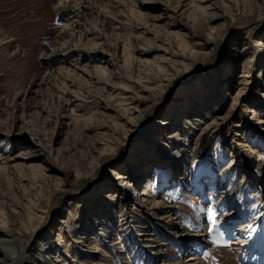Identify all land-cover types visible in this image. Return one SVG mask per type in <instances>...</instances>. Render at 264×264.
Wrapping results in <instances>:
<instances>
[{"label": "rangeland", "instance_id": "obj_1", "mask_svg": "<svg viewBox=\"0 0 264 264\" xmlns=\"http://www.w3.org/2000/svg\"><path fill=\"white\" fill-rule=\"evenodd\" d=\"M214 1L227 9L230 6L233 13L255 15L259 10L260 18L224 28L212 44L208 60L187 54L177 58L175 67L183 74L174 85L173 78L165 79L159 94L145 101L157 104L145 115L143 126L149 128L162 105L199 76L205 78L206 86L218 84V105L214 107L219 116L226 114L233 99L235 111L229 114L235 115L239 126L229 130L227 123L217 130L202 131L195 149H186L183 172L177 179L170 178L161 158L149 153L148 158H156L149 172H158L151 176L147 194L157 201L161 224L140 215L129 203L124 235L102 233L93 224L99 238H91L81 248L78 254L83 258L77 254L75 264H96L95 257L102 264H189V253L204 264H225L226 246L234 248L232 253L237 249V264H261L256 261L261 257L259 248L264 247V97L260 99L256 86L260 83L259 90L264 92V70L259 73L261 46L252 43L258 37L264 39V5H257L261 0ZM198 2L0 0V210L5 212L0 236L22 228L25 233L18 236L16 247L29 245L46 232L58 206L65 211L62 217L67 218L68 232L81 227L84 220L80 215L86 214L91 196L84 201L81 197L70 199L65 208L61 202L66 198L56 192L34 209L35 215L26 217L24 209L30 200L47 196L56 177L63 179L61 169L73 159L71 154L80 139H89L101 123L113 127L106 120L109 112L104 106L116 107V91L152 72L163 54L159 48L179 41L174 33L183 32V28L170 23L176 19L198 28L209 24ZM238 34L245 43L236 44L240 56L233 57L228 74L242 73L245 62L252 76L246 77L245 90L234 94V86L222 85L226 69L219 56ZM246 36L249 43L253 40L249 46ZM259 100L256 113L243 106L244 102L257 105ZM124 123L115 132L119 138L112 142L116 145L112 162L123 158L118 150L128 153L141 136L128 141L133 126ZM107 132L114 136L112 130ZM108 164L75 180L70 184L72 190L82 194L92 188L107 176ZM108 206L111 211L116 204ZM112 217L111 221L119 218L116 214ZM140 229L153 233L139 235ZM131 236L136 240L134 246L128 240ZM127 247L130 250L126 251ZM72 256L64 262L59 255L55 263L68 264ZM19 264L30 261L22 256Z\"/></svg>", "mask_w": 264, "mask_h": 264}, {"label": "bare ground", "instance_id": "obj_2", "mask_svg": "<svg viewBox=\"0 0 264 264\" xmlns=\"http://www.w3.org/2000/svg\"><path fill=\"white\" fill-rule=\"evenodd\" d=\"M198 1L197 7L206 15L209 24L205 28H198L192 23L188 24L174 19L170 25H180L183 28V32L175 30L174 33V37L179 41L174 44L170 42L167 47L159 48L162 49L163 54L158 61L156 60L157 64L155 67L151 68L152 72H149L145 77H137L132 80L131 85L126 84L116 91L119 100L116 107L109 104L104 106L106 108L105 110L109 112V117L106 120L110 121L113 127L111 128V125L101 123L98 127L96 126L97 128L90 134L89 139L85 140L86 138L84 139V137L80 139L71 154L73 159L61 169L63 179L56 177V180L54 179L53 182L54 184L48 189L47 196L38 199V201L37 199L30 200L24 209L26 217L35 215L34 209L39 207L41 205L40 203L46 204L47 202L43 200L47 199V197L49 198L56 192H62V195L66 198V202L65 200L61 202L65 208L69 207L70 199H79L81 197L84 201L86 198L92 197L91 200L88 201V206L85 205V218L83 213L80 215L84 220L81 227L77 226L73 233L68 232V229L65 228L67 218L62 217L65 211L58 206L56 209L57 216L46 226L48 227L46 228V232L43 231V234H38L29 245L20 244L16 247L18 236H22L25 233L22 228H19L17 233H6L0 236V264H19L22 256L25 257V259L27 258L30 264H56L55 261L59 255H61L64 262L68 260V256L71 257V255H73L68 264H75V261L83 258L78 254L80 250H83L81 248L87 246L91 238H94L95 241L98 240V232L95 227L102 233H115L119 237L124 235V229L127 223L125 219L127 217V211H129L126 205L129 203H132V209L140 212V215L161 224L158 219L159 211L156 205L157 201L152 194H147V186L151 182V176L158 172H149L150 170L148 169L153 160L156 159L154 157L161 158V161L164 162L163 167L169 171L171 179H177L183 172V161L187 157V152H185L186 149L188 150L189 147L195 149L196 143L200 141V133L202 131L208 128L217 130L220 126L227 123L229 130H235V128L239 126L237 120H235V115L229 114L231 110L235 111V109H233L234 105L233 108L231 105L233 99L226 114L219 116L214 107L218 105L217 98L219 95L217 92L219 86L213 82L208 83L206 86L205 82L207 81L200 76L197 77L196 80L194 79L184 84L183 87L178 89L174 94V97L172 96L173 98H171V100H167L162 105L149 128L144 129L145 126H143L145 115L150 113L157 104V102L146 104L145 101L151 99L152 94H159L160 90L165 86V79L173 78L171 84L174 85L182 76L183 73L178 71V66L175 67V65L178 64L176 61L177 58L187 54L191 56L199 55L208 60L212 56L209 53L211 46L219 35H221V31H223L224 28L234 23L245 24L257 22L260 18L261 11L259 10L255 15L251 13L246 15L239 11L233 13L229 10L230 6L227 9L223 4H219L214 0ZM260 4L264 5V0L257 3L258 6H260ZM206 9H209V11H206ZM170 32H173V30H170L169 33ZM246 38V43H248L249 46L253 40H250L249 43V38L247 36ZM243 40L244 38L242 35H236L235 38L231 40L232 43L225 46L219 56L221 62L225 61V63H223V69H226L222 75V85L225 86L224 88L234 86V94H239L244 91L249 82L246 77L252 76L251 73L249 74L246 71L249 66L244 64L245 62L242 63V73H237V75L231 77L228 74L232 67L231 60H233V57L240 56V53L236 49V44L240 41L245 43ZM254 42L255 43L252 44L256 45V47L261 46L260 49L262 50L259 56L263 61V66L259 69L260 73L261 70H264V39L261 40L260 37H258ZM253 55L254 54H252V56ZM184 75V77H186V73ZM256 87L257 93L260 94V99L263 100L261 97H264V92L259 90L260 83H257ZM232 97L233 96H231V98ZM259 105L261 106L260 100L257 105L255 103L250 105L246 102L243 104L246 110L249 109L253 113H256L257 106ZM123 123L125 125L129 124V128L133 126L128 141L134 139L140 133L141 136L128 153L125 151L119 153L117 149L119 156L121 155L123 158H119V162L116 163L115 161H111L114 157V155H112L113 150L116 148V145H112V142H118L117 140L119 137H115V132H119L118 129ZM129 128L126 129L129 130ZM108 130H112V134H114L113 137L107 134ZM234 133V135H238L237 132ZM149 153H153L154 157L148 158V156H150ZM6 159L4 158V161ZM107 163H109L107 176L100 178L92 188L90 187L83 191L82 194L72 190L70 184L75 180L80 181L81 177L85 176L87 172L92 171L95 173V167L100 168ZM181 180H177L178 183L183 182ZM112 203H114V205L116 204V207L112 208L111 206L110 211L108 205ZM106 205L107 208L105 207ZM99 208H103L100 211L102 214L98 212ZM114 214L119 218L115 221H111ZM4 215L5 212L0 210V226H3ZM93 224L95 226L94 228ZM139 231H141V229ZM35 233L37 232L35 231ZM152 233L153 232L149 231H141L139 235L149 236ZM52 234L55 235V237H52ZM197 234H202V232H197ZM131 237H129L128 240L133 245V241L136 240L133 236ZM126 240L127 239H125V241ZM111 243L113 244V242ZM94 247H96V245ZM127 249L130 250V248L127 247L126 251H128ZM223 249L226 257L224 263L237 264L235 255L237 249L234 253H232L234 250L233 247L226 246ZM230 253H232V255ZM258 253H260L261 257L260 260L256 262L264 264V247H262V250L259 248ZM77 254L79 259H76ZM191 254L189 253V258L187 260L189 264H204L199 258L194 259ZM88 255L92 256L90 254ZM106 255H109V253ZM256 255L258 254L256 253ZM93 263L102 264L96 257Z\"/></svg>", "mask_w": 264, "mask_h": 264}, {"label": "snow or ice", "instance_id": "obj_3", "mask_svg": "<svg viewBox=\"0 0 264 264\" xmlns=\"http://www.w3.org/2000/svg\"><path fill=\"white\" fill-rule=\"evenodd\" d=\"M207 231H208L209 233H211V232H213V229H212V228H208ZM217 238H218V237H217Z\"/></svg>", "mask_w": 264, "mask_h": 264}]
</instances>
